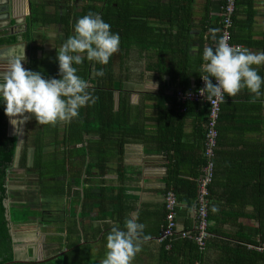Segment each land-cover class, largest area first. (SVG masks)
<instances>
[{
    "label": "crops",
    "instance_id": "obj_1",
    "mask_svg": "<svg viewBox=\"0 0 264 264\" xmlns=\"http://www.w3.org/2000/svg\"><path fill=\"white\" fill-rule=\"evenodd\" d=\"M38 1L0 0V53L13 55L23 45L20 42L26 41V68L33 55L51 57L67 39L63 24L53 22L33 26V41L27 39L30 4L38 13L64 14L62 0H53L52 6L42 2L46 0ZM163 2L173 4L177 10L173 17L151 20V25L158 28L155 36H145L130 46L120 43L119 51L109 61L114 80L120 85L114 92L115 108L122 100L132 123L137 119L139 124H128L122 138L115 135L111 139L104 181L75 183L77 176L71 166L76 154L70 147L72 158L67 166L72 175L63 178L66 185H72L71 190L63 195L43 191L34 163L37 124L9 125V135L16 138L14 161L7 170L4 206L13 245L11 264L47 261L78 242L80 255L87 256L80 264H99L106 252L108 231L113 224L123 227L131 214L146 225L144 232L149 237L132 264H195L197 260L201 264H264V252L254 247L264 243V96L257 97L246 88L233 97L226 94L222 103L212 157L215 174L208 186L212 236L206 251L201 255L182 239L174 241L169 249L159 240L166 218L167 191L177 196L179 227L190 229L195 222L199 180L206 165L208 106L189 102L181 109L175 93L178 89H196L201 75L206 74L202 71L203 49L214 47L220 38L225 0ZM232 31L235 43L253 52L264 51V0H237ZM12 37L16 38L14 42L2 41ZM259 74L264 76V65L259 66ZM174 104L176 109L172 111ZM166 113L173 120H165ZM60 127L59 138L64 139L67 124ZM85 138L101 141L98 134ZM43 150L48 161L54 155L68 154L67 148L55 143L45 145ZM97 156L91 155L87 162L97 163ZM46 181L53 185L57 177L50 176ZM90 184L93 189L110 187V200L103 204L97 190L88 200L85 188ZM213 205L219 210L213 212ZM21 207L34 213L27 219H13V210ZM84 246L87 251H83Z\"/></svg>",
    "mask_w": 264,
    "mask_h": 264
},
{
    "label": "clouds",
    "instance_id": "obj_2",
    "mask_svg": "<svg viewBox=\"0 0 264 264\" xmlns=\"http://www.w3.org/2000/svg\"><path fill=\"white\" fill-rule=\"evenodd\" d=\"M215 33V29L212 30ZM214 39H216L214 37ZM121 37L98 13L89 12L76 19L74 34L57 48L58 76L46 77L41 71L26 68L28 62L23 45L13 55L0 53L7 68L0 72V104L14 125L35 117L39 124L70 121L79 116L80 109L94 103L89 81L79 74L77 66L92 61L107 65L119 51ZM201 75L205 82L202 92L207 100L223 101L248 89L257 97L264 96V51L253 52L247 47L232 45L226 37L216 39L215 46L203 49ZM96 77L104 69L94 70ZM215 78L213 82L212 78ZM213 205L212 211H218ZM146 225L135 214L125 218L124 226L113 224L106 236V252L99 264H132L136 254L149 237Z\"/></svg>",
    "mask_w": 264,
    "mask_h": 264
},
{
    "label": "trees",
    "instance_id": "obj_3",
    "mask_svg": "<svg viewBox=\"0 0 264 264\" xmlns=\"http://www.w3.org/2000/svg\"><path fill=\"white\" fill-rule=\"evenodd\" d=\"M91 1L92 2L89 3V5L85 7L83 11H73L71 9L70 11H68V13H64L62 15H59V13L58 15L38 13L37 7L33 6V4H30L29 22L26 31L27 39L33 41V30L36 25H46L47 23L52 22L62 23L66 30L65 33L68 38L70 35L74 34V25L78 17H81L89 12L97 13L98 11H100V9L94 5L93 0ZM163 1L164 0H135V6L133 4L132 8L134 9V13L136 16L137 14L139 16H146L148 17L149 21L152 20V22H158L162 21L166 15L169 17H173L172 13L177 12V10H174L173 4L172 6L169 4L166 5ZM142 3L143 5H147V10L150 9V13L142 12ZM110 8L116 9L111 4L104 8V16H106L103 17V19L106 22L111 19L109 14H107V12L113 11ZM125 18L126 16L122 14L121 19ZM145 23L146 28H143L141 24L134 25L135 27L132 30L131 34L126 37V39L124 36L121 39V43L123 41L126 46H130L133 43L141 42V39L145 36H155V31L158 30V28L153 27V25L148 26L147 22ZM4 40L6 42H14L16 38H6L2 41ZM56 55L57 52L51 57L44 58H37L35 57V55H33V57H31V59L29 60L27 68L35 71H41L46 77L58 76L59 64L56 60ZM77 67L79 69V74L89 81V90L93 92V95L95 97L94 103L81 108L79 116L73 118L70 121H57L56 123L39 124L34 116H32V118L28 120V124H37L36 129H38H35L36 133H34L36 134V152L34 163L35 167L40 171L39 183L42 186L43 191L45 190L57 195L65 194L66 190L70 191L72 187V185L70 184L66 185L65 179L63 178L64 175H72L70 167L67 166L68 164H70V159L72 158V156L70 157V147L72 148V153L74 155L76 154V160L71 166V168H74L76 172L74 176H77L75 177L74 182H80L81 184H84L92 182L93 180L104 181L105 179L103 178V175L108 169L106 160L108 153H110L111 151V139L115 135L116 137L118 136L122 138L127 130L128 124H139L137 119L134 121V123H132L129 117V108L128 106L122 104V100H120L119 107L117 109L115 108L114 92L117 90V87H120V85L115 82L114 74L109 63L107 65H101L86 60L83 65H79ZM100 68L104 69V76L96 77L94 75V70ZM176 105L177 104L173 105L172 111H175ZM137 117H140V115H138ZM164 119L168 121L173 120L169 115H167V113L165 114ZM10 124V118L5 114L3 104H0V189L3 193V199H5L6 197L7 190V170L12 165L16 152V138L9 135ZM61 124H67V133L64 139L59 138L61 136ZM91 134H98L101 141L91 142L90 140H87L85 138L87 135ZM86 142L88 143L86 144ZM51 143H55L58 145L60 144L64 148H67V156L58 157L54 155L53 158H51L52 160H44L43 149L45 145ZM77 144L82 145L80 147H76L75 145ZM96 153H98V156L96 155ZM120 153H122V150L120 151ZM91 155L97 156V163L93 161H91L90 163L87 162ZM26 162V157H23V165H25ZM84 164L86 165L85 171L83 170ZM95 168L98 169L97 172L95 171ZM50 176L57 177V181L53 185L47 184L46 179ZM58 178L60 179L58 180ZM93 188L94 187L91 184L85 188V192L88 195V200H91L90 194H92L94 190H97L99 194H101L100 198L102 199L103 204L106 200H110V198L107 197L108 191L111 190L110 187L101 186L95 189ZM4 212L5 207L1 206L0 224L3 251L0 253V257H2V259L0 260V264H11L14 258L13 245L8 231ZM33 213L34 212L28 208H17L13 210V219H27ZM180 239L186 242L188 241L190 244L196 247V250H198L196 244L188 239L177 238L174 241ZM77 244H74L72 246L69 245L67 251L63 252L57 257L50 258L47 261L26 263L15 262L12 264H80V262L83 259L85 260L87 256L80 255L79 252L80 248L82 247L80 244ZM83 248V251H87L86 246H84Z\"/></svg>",
    "mask_w": 264,
    "mask_h": 264
},
{
    "label": "built area",
    "instance_id": "obj_4",
    "mask_svg": "<svg viewBox=\"0 0 264 264\" xmlns=\"http://www.w3.org/2000/svg\"><path fill=\"white\" fill-rule=\"evenodd\" d=\"M237 0H225L221 10V26L220 37H226L228 42L232 45L241 46L233 41V15L236 9ZM206 75V74H202ZM213 82L215 78L213 77ZM205 82L202 76L199 80V85L196 89L182 90L178 89L175 93L178 107L185 109L189 102H202L208 106V115L205 132V157L206 165L203 168V175L199 180V190L197 195L195 222L192 228H180L177 222V206L178 199L174 192L167 191L165 196L166 218L165 223L159 234V240L167 243V248L171 249L172 243L177 238H185L194 242L201 255L207 249L208 240L212 236L210 231L209 210L211 197L208 186L213 181L215 174V164L213 161L214 147L218 138V123L222 111L223 101L213 99L212 102L207 100L202 93ZM226 96V94H225ZM225 99V98H224ZM254 247L264 252V243L261 245H254ZM195 264H201V260H197Z\"/></svg>",
    "mask_w": 264,
    "mask_h": 264
},
{
    "label": "flooded vegetation",
    "instance_id": "obj_5",
    "mask_svg": "<svg viewBox=\"0 0 264 264\" xmlns=\"http://www.w3.org/2000/svg\"><path fill=\"white\" fill-rule=\"evenodd\" d=\"M52 1L53 0H46V2L45 1H42V2L49 4V6H52L53 5ZM37 2L40 3L41 1L37 0ZM91 2H92L91 0H62L61 4H64V6L63 5H59V6L60 7L63 6L64 13H68V11H70L71 9L73 11H83L84 8L87 7L89 3ZM93 2H94V5L100 9V11H98L97 13L100 14L102 18L106 16V15L104 16V8H106L109 4H111L114 8H116V9L110 8L113 11L107 12V14H109L111 18L107 22L111 25L112 31L118 32L120 34L121 39L124 36L126 39V37H128L131 34L132 30L135 27L134 25L141 24L143 28H146L145 22H147L148 26H151V22L148 20V17L139 16L138 14L137 16L135 15L134 9L132 8L133 4L135 6V0H93ZM141 7H142L143 13H146V12L150 13V9L147 10L146 4L143 5L142 3ZM122 14L126 16L125 19H121ZM164 19L165 18H163V20ZM2 195L3 193L0 189V210H1V206H5V199L2 198ZM4 216L6 220V215ZM2 246H3V242H2V237H1V224H0V253L3 251ZM1 259L2 257H0V260Z\"/></svg>",
    "mask_w": 264,
    "mask_h": 264
},
{
    "label": "water",
    "instance_id": "obj_6",
    "mask_svg": "<svg viewBox=\"0 0 264 264\" xmlns=\"http://www.w3.org/2000/svg\"><path fill=\"white\" fill-rule=\"evenodd\" d=\"M20 43H23L24 47H25V51L27 49V42L26 41H23V42H20ZM26 67V63L24 65ZM7 68V61H1L0 62V71H5ZM8 206V202L6 204Z\"/></svg>",
    "mask_w": 264,
    "mask_h": 264
},
{
    "label": "rangeland",
    "instance_id": "obj_7",
    "mask_svg": "<svg viewBox=\"0 0 264 264\" xmlns=\"http://www.w3.org/2000/svg\"><path fill=\"white\" fill-rule=\"evenodd\" d=\"M23 124H28V120H27V121H25Z\"/></svg>",
    "mask_w": 264,
    "mask_h": 264
}]
</instances>
